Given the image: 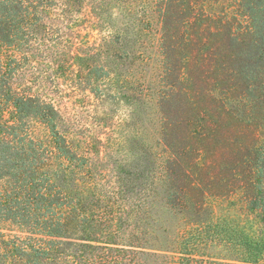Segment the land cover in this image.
Segmentation results:
<instances>
[{
  "label": "rangeland",
  "instance_id": "obj_1",
  "mask_svg": "<svg viewBox=\"0 0 264 264\" xmlns=\"http://www.w3.org/2000/svg\"><path fill=\"white\" fill-rule=\"evenodd\" d=\"M110 2L117 26L128 21L127 10L137 11L130 25L132 36L141 34L137 43L116 52V60L98 59L109 74H100L96 92L84 80L86 71L79 73L83 79L72 72L60 78L57 89L51 82L47 87L55 90L84 158L77 163L80 182L95 185L99 217L141 220L151 213L162 250L170 251L171 240L193 243L203 235V245L192 247L197 263L211 256L223 261L226 248L211 242L208 223L225 227L244 218L245 202L254 193L249 161L256 148H264V75L245 81L235 60V39L250 40V20L237 0ZM91 5L83 3L84 9ZM74 29L76 46L100 38L86 18ZM132 55H140L143 64ZM39 69L49 71L45 64ZM29 72L21 84L40 78ZM34 135L46 139L39 127ZM185 195L197 204L206 197L208 209L200 216L185 209ZM183 214L204 224L184 233Z\"/></svg>",
  "mask_w": 264,
  "mask_h": 264
},
{
  "label": "trees",
  "instance_id": "obj_2",
  "mask_svg": "<svg viewBox=\"0 0 264 264\" xmlns=\"http://www.w3.org/2000/svg\"><path fill=\"white\" fill-rule=\"evenodd\" d=\"M85 1L0 0V117L8 115L0 118V264H263L264 148H256L249 161L254 193L245 202L244 218L225 227L208 223L213 227L211 242L226 248L223 261L211 256L197 263L192 247L203 245V235L193 243L171 240L170 251L162 250L151 213L141 220L96 214L95 202L101 198L93 183L80 182L77 163L84 158L51 88L57 89L68 73L81 79L79 73L86 71L84 80L91 91H98L95 82L109 74L98 59L104 55L116 60V52L136 44L141 34H130V25L137 21L134 9L127 10L128 21L117 26L110 0H90L92 5L84 9ZM237 1L250 20L251 37L235 39V60L238 74L249 82L264 75V0ZM84 18L100 38L76 46L74 27ZM132 58L144 62L140 55ZM43 64L49 71L42 69L41 74ZM27 71H34L32 76L37 72L40 78L21 84L19 79ZM155 94L160 97L159 91ZM239 100L251 112L248 99ZM35 127L44 130L46 139L34 135ZM151 194L148 189L147 197ZM201 200L192 203L185 195V209L200 216L208 209L206 197ZM151 204L150 200L146 210ZM183 216L184 233L204 224L194 222L192 215Z\"/></svg>",
  "mask_w": 264,
  "mask_h": 264
}]
</instances>
